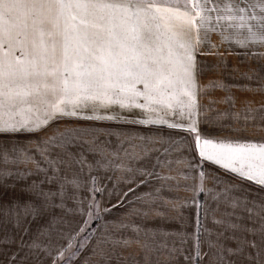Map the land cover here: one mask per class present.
I'll return each mask as SVG.
<instances>
[{
  "label": "crops",
  "instance_id": "crops-1",
  "mask_svg": "<svg viewBox=\"0 0 264 264\" xmlns=\"http://www.w3.org/2000/svg\"><path fill=\"white\" fill-rule=\"evenodd\" d=\"M221 40L213 33L210 43L217 47L203 44V54L197 56L200 107L193 118L198 130L214 140L264 143V55H260L264 47L242 48ZM14 54L21 52L17 48ZM136 87L143 90L141 84ZM46 99L52 102L54 97L49 94ZM137 102L145 103L143 97ZM152 107L156 111L119 104L95 112L89 108L78 110L76 117L50 120L37 131L0 133V264H54L88 219L87 205L93 204L96 187L99 208L91 211L99 222L72 264H190L184 257L192 252L191 237L198 227L207 228L210 238L225 249H236L241 240L260 242L264 188L203 160L194 134L167 126H186V118L165 114L159 105ZM9 111L11 122L19 125L24 120L43 121L51 108L29 98L11 110L5 105L0 118L9 120ZM98 115L114 119L85 118ZM160 118L167 123L140 122ZM201 170L209 175L203 186L211 191L196 195ZM232 201L240 207L232 209ZM209 208L215 219L225 211L232 213L231 222L239 227L215 225L211 212H206ZM249 228L256 234L247 232ZM134 229L140 230L138 236ZM218 233L222 235L217 237ZM105 238L111 243L102 244ZM124 239L139 243L128 247L115 243ZM143 243L152 250L143 249ZM161 244L167 247L157 251ZM172 248L180 252L170 260ZM257 252L244 245L243 252L226 260L250 264L249 257Z\"/></svg>",
  "mask_w": 264,
  "mask_h": 264
},
{
  "label": "snow or ice",
  "instance_id": "snow-or-ice-1",
  "mask_svg": "<svg viewBox=\"0 0 264 264\" xmlns=\"http://www.w3.org/2000/svg\"><path fill=\"white\" fill-rule=\"evenodd\" d=\"M213 33L222 37L221 43L264 47V0H0V109L7 105L11 110L29 98H38L51 108L43 121L30 124L24 120L19 125L11 122L9 111V120L0 118V133L37 131L50 120L76 117L78 110L89 108L95 112L119 104L154 112L152 105H159L165 114L170 111L186 118L187 125L167 123L163 118L140 122L167 123L169 128L194 134L203 160L264 188V143L204 138L193 118L200 107L197 56L203 54V44L217 47L210 43ZM17 48L19 56L14 54ZM137 84L143 85L142 91ZM49 94L54 97L52 102L46 99ZM138 97L145 103H138ZM85 118L114 119L110 115ZM198 178L201 186L196 195L211 191L203 186L208 173L201 170ZM87 207L84 225L95 218L91 209L99 205ZM230 207L235 210L240 205L232 201ZM206 212H211L215 225L239 227L231 222L230 212L225 211L220 219H215L213 209ZM260 220V242L241 240L236 249H225L210 238L207 228L198 227L191 237L192 252L184 258L190 264H230L226 256L243 252L247 245L258 249L256 257H249L250 264H264V209ZM85 231L84 226L79 228ZM139 231L134 229L137 236ZM246 231L255 235L257 230ZM134 242L139 240L115 243L128 247ZM101 243L111 242L105 238ZM204 245L207 251L202 250ZM141 247L152 250L148 243ZM166 247L161 244L156 250ZM168 252L171 260L180 250Z\"/></svg>",
  "mask_w": 264,
  "mask_h": 264
},
{
  "label": "rangeland",
  "instance_id": "rangeland-1",
  "mask_svg": "<svg viewBox=\"0 0 264 264\" xmlns=\"http://www.w3.org/2000/svg\"><path fill=\"white\" fill-rule=\"evenodd\" d=\"M98 198H99V191L96 187V189L94 190L93 205L97 204ZM93 215L95 218H97V213L95 211L93 212ZM92 221H93V219H89L88 225H84L86 230L88 229V227L92 223ZM25 230L27 232L30 229H25ZM12 231L16 232L17 234H23L22 229L12 228ZM94 231H93V234H94ZM85 232H79L77 234L76 238L74 239V241L71 244V247L68 246L66 248V250L64 251V255L61 257H58L54 264H72L76 261V259L79 257L80 253L82 252L84 246L86 245L88 240L92 237V236L91 237L85 236ZM24 233H25V231H24ZM25 234H27V233H25ZM73 253H75V255H73ZM69 257H71V259H69Z\"/></svg>",
  "mask_w": 264,
  "mask_h": 264
},
{
  "label": "trees",
  "instance_id": "trees-1",
  "mask_svg": "<svg viewBox=\"0 0 264 264\" xmlns=\"http://www.w3.org/2000/svg\"><path fill=\"white\" fill-rule=\"evenodd\" d=\"M99 219L95 218L93 219L92 223L89 225L88 229L85 232V236H92L93 231L96 229L97 225H98Z\"/></svg>",
  "mask_w": 264,
  "mask_h": 264
}]
</instances>
